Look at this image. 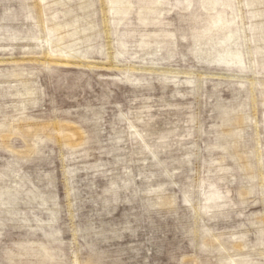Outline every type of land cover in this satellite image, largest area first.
<instances>
[{"label": "rangeland", "instance_id": "1", "mask_svg": "<svg viewBox=\"0 0 264 264\" xmlns=\"http://www.w3.org/2000/svg\"><path fill=\"white\" fill-rule=\"evenodd\" d=\"M0 264H264V0H0Z\"/></svg>", "mask_w": 264, "mask_h": 264}]
</instances>
